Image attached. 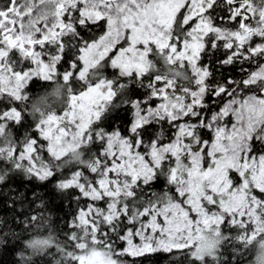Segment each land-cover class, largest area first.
<instances>
[{"label": "snow or ice", "instance_id": "6c2138e0", "mask_svg": "<svg viewBox=\"0 0 264 264\" xmlns=\"http://www.w3.org/2000/svg\"><path fill=\"white\" fill-rule=\"evenodd\" d=\"M18 178L73 212L58 228L33 193L0 220L17 264H242L254 243L264 264V0H0V185Z\"/></svg>", "mask_w": 264, "mask_h": 264}, {"label": "trees", "instance_id": "16d2710c", "mask_svg": "<svg viewBox=\"0 0 264 264\" xmlns=\"http://www.w3.org/2000/svg\"><path fill=\"white\" fill-rule=\"evenodd\" d=\"M225 75L238 76V67L230 69ZM50 88L51 85L49 83L37 80L30 85L29 91L33 95H38L42 94L45 90H50ZM33 193L43 198L46 205L43 211L46 215L51 213L56 227H64L71 220L73 204L69 203V199H63L55 192L53 183L40 185L35 181L29 182L22 178L9 180L5 184L0 185V220H7L11 227H15L14 221L17 220L19 214L28 211V202L34 199ZM22 197H26V200L23 202ZM13 201H15V204H13ZM39 202L36 201V203ZM34 207L35 205H33ZM19 219H23V217H19ZM16 230L19 231L18 228ZM256 247L254 243L252 248L245 252L242 264H254ZM19 250L20 245L12 240L7 245L0 246V264H17ZM227 255L229 256V264H232L231 252H228ZM51 260V257L44 259L37 258L36 264H51ZM142 264H169V258L163 254L148 256L142 258Z\"/></svg>", "mask_w": 264, "mask_h": 264}]
</instances>
